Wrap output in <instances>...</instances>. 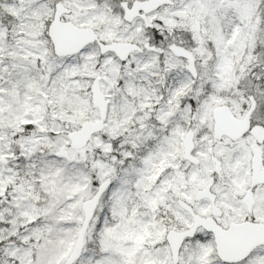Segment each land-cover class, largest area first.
<instances>
[{"label":"snow or ice","instance_id":"snow-or-ice-1","mask_svg":"<svg viewBox=\"0 0 264 264\" xmlns=\"http://www.w3.org/2000/svg\"><path fill=\"white\" fill-rule=\"evenodd\" d=\"M0 264H264V0H0Z\"/></svg>","mask_w":264,"mask_h":264}]
</instances>
